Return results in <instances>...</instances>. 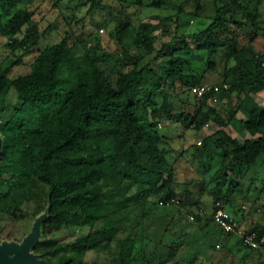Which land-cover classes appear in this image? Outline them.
Segmentation results:
<instances>
[{
	"label": "trees",
	"instance_id": "trees-1",
	"mask_svg": "<svg viewBox=\"0 0 264 264\" xmlns=\"http://www.w3.org/2000/svg\"><path fill=\"white\" fill-rule=\"evenodd\" d=\"M79 2L90 16L118 8L110 32L114 50L98 34L84 36L83 18L60 13L44 27L33 10L0 0V44L8 51L0 62V114L11 94L18 101L0 119V221L11 220L0 224V241L14 239L15 223L25 216L21 203L36 179L49 188L48 217L33 251L49 264H87L85 246L104 237L115 243L104 264H264V250L244 246L212 218L220 201L241 225L248 221V232L264 236V224L250 221L264 194L244 195L247 210L233 204L244 180L264 187V17L257 4L214 0L210 22L183 33V16L200 18L201 0H191L190 10L181 1L173 13L137 24L127 8L169 9L168 0ZM61 29L59 41L41 46L44 36ZM78 47L83 54L74 53ZM221 51L226 56L217 72ZM196 56L194 68L190 57ZM214 73L216 81L208 78ZM196 85H218V101L213 91L198 97ZM209 124L219 128L180 151L209 180L191 178L179 189L168 159L172 140L162 130L179 128L185 137ZM229 125L240 127L238 137L227 132ZM171 199L177 202L166 204ZM72 235L75 240L55 247Z\"/></svg>",
	"mask_w": 264,
	"mask_h": 264
},
{
	"label": "rangeland",
	"instance_id": "rangeland-1",
	"mask_svg": "<svg viewBox=\"0 0 264 264\" xmlns=\"http://www.w3.org/2000/svg\"><path fill=\"white\" fill-rule=\"evenodd\" d=\"M129 1H134V0H129ZM181 1L185 2L184 8H186L187 10L191 9L189 5V2H191V0H168L167 8L169 9H165V8L140 9L132 6L130 8H127V13L131 15L133 23L137 24L142 18L147 16H152L154 14L167 15L173 13L175 8L174 6L179 4ZM201 1H202L203 9L200 12V18L191 20L189 16L184 15L181 23L182 26L178 30L179 32L188 33V32L198 31L199 29L204 28L205 25L210 22L209 16L213 12L212 8H213L214 0H201ZM245 1L248 2V0ZM249 1L252 2V3L250 2V4H252L251 6L252 8L253 6H255L254 4H257L256 8L259 9L260 13L262 14V17H264V0H259L258 3H256L255 0H249ZM16 4L18 6H25L28 9L33 10L35 13L34 18L38 20L41 23V25L44 27L47 26L52 20H54V18L60 13H63L68 17L76 15L79 18H83V23L85 24L83 33L85 37H88L90 33H93L94 35L98 34L101 44L105 48H110V50H114L116 46L114 40L111 38L110 32L112 31L115 25V21L112 20V16L117 12L118 8H110L111 11L109 13L105 11H95L90 16L85 13L87 8H78L80 6L79 0H59V1L58 0H16ZM152 22H156V21L152 20ZM62 31L63 29L57 31L59 35L57 33H54L52 35L44 36L41 41V46L43 47L52 42L59 41V36L61 35L60 32ZM74 53L76 55H80L83 54L84 52L81 48L78 47L74 50ZM7 56H8V51L0 44V62L3 61V59L6 58ZM225 56H226V52L221 51L220 55L215 59L217 72L222 69ZM190 60L192 61L191 64L194 65L193 66L194 68L195 65L200 66V62L197 56L195 58L190 57ZM30 61L31 58L29 56L24 57L25 63H29ZM24 70L25 69L22 67L19 69L18 73L24 72ZM217 77L218 74L216 73L208 76V78H211V80L214 81H216ZM167 92L173 94L172 90H167ZM261 95L263 99L262 101L264 102V92L261 93ZM10 101H11L10 106H8L0 114V119L3 122L8 117H10L14 107L18 105V101L15 99V96L13 94L10 95ZM218 108L221 109V106H218ZM218 128L219 127L216 125L209 124L208 126H205V128L202 131H200V133L197 135H194L191 131H187L185 137H182V135H184V131L179 128L174 130H170L169 128H164L162 130V132L166 133L167 136H169L172 140L171 153L168 155V159L170 161L172 160L175 162V169L177 173L176 180L179 182L178 183L179 189H183L185 187V183L190 181L191 178H196V179L200 178L204 180H209L210 173L203 175V171L198 169V167L194 165V163L191 161V157L188 155H184L185 153H182L181 155L180 151L182 150L183 147L187 145H191L194 143L198 144V142L202 140L203 135H207L211 131L217 130ZM226 130L231 135L238 137L240 127L238 125H229ZM192 190L194 192H197L198 188L193 186ZM48 191L49 188L46 185L42 184L41 182L37 181L36 179H32L30 181L29 193L26 195V197L23 199L21 203V210L25 213V216L22 220H18L17 223H15L14 240H21L22 237L31 228L35 215L38 214L40 211H43L46 204ZM135 191L136 189L135 187H133L129 190L128 194L131 195ZM233 194H234L233 204L235 206H246V210H247L249 203H246L247 200L244 198V195H248L250 199L256 200L258 194L259 195L264 194V187L261 189V185L258 182V180L255 182L244 180L242 182L241 187L238 188L236 192ZM210 197L211 194L209 193V191H206L203 196L204 200H210ZM140 205H141L140 203H137L134 207H132L131 208L132 210L128 212L129 215L130 216L134 215L139 210ZM258 209L259 210H256L255 212L251 213L250 221L261 222L262 224H264V201H260V205L258 206ZM150 211L151 213H156V214L158 213L153 208ZM10 223L11 220H9L7 216L0 221L1 225H6ZM247 223L248 221L245 219L243 222V226L246 227ZM119 235L123 236V232H121ZM75 239H76V235H72L66 238H58L59 242L56 244L55 247L64 246L66 243L72 242ZM229 241L232 242L234 245H237L238 243L235 237L230 238ZM112 248H115L114 241H108V239L104 237L96 245L89 244L88 246H85L83 253L81 254V257L87 264H104L105 262H108L109 257L111 256ZM62 252H63L62 250H59L58 253H62ZM225 261L226 262L224 264H231V260L229 261L228 259ZM217 264H223V262Z\"/></svg>",
	"mask_w": 264,
	"mask_h": 264
},
{
	"label": "water",
	"instance_id": "water-1",
	"mask_svg": "<svg viewBox=\"0 0 264 264\" xmlns=\"http://www.w3.org/2000/svg\"><path fill=\"white\" fill-rule=\"evenodd\" d=\"M3 135L0 130V153L3 148ZM48 217V206L35 218L29 231L21 240L2 239L0 241V264H49L33 251L42 238V224Z\"/></svg>",
	"mask_w": 264,
	"mask_h": 264
},
{
	"label": "built area",
	"instance_id": "built-area-1",
	"mask_svg": "<svg viewBox=\"0 0 264 264\" xmlns=\"http://www.w3.org/2000/svg\"><path fill=\"white\" fill-rule=\"evenodd\" d=\"M224 89L227 88L226 84L222 86ZM209 91H213L212 101L215 103L218 101V94L220 92V87L215 85L213 87L196 85L192 87V92L196 94L198 97L206 94ZM201 142L199 141L198 144ZM176 201L171 199L166 202ZM162 203V202H161ZM160 203V204H161ZM259 210V209H257ZM213 221L214 223L226 234H233L240 238L242 244L246 247L252 249H262L264 250V236H259L256 232H248L240 222L234 218L226 209L224 203L217 201L215 203V209L213 212ZM218 247V245H217Z\"/></svg>",
	"mask_w": 264,
	"mask_h": 264
}]
</instances>
